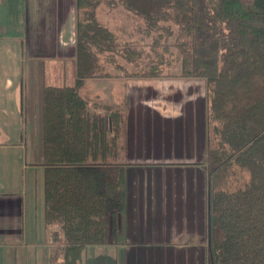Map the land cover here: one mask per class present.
Returning <instances> with one entry per match:
<instances>
[{"label":"trees","instance_id":"16d2710c","mask_svg":"<svg viewBox=\"0 0 264 264\" xmlns=\"http://www.w3.org/2000/svg\"><path fill=\"white\" fill-rule=\"evenodd\" d=\"M104 1L75 0V81L41 92L44 218L64 240L57 264H85L89 246L115 239L126 201L127 114L91 103L81 88L113 76L108 64L149 78L176 62L181 76L208 86L210 210L219 226L211 264H264V0H119L141 19L149 48L141 39L121 44L99 16Z\"/></svg>","mask_w":264,"mask_h":264},{"label":"crops","instance_id":"0c3cea01","mask_svg":"<svg viewBox=\"0 0 264 264\" xmlns=\"http://www.w3.org/2000/svg\"><path fill=\"white\" fill-rule=\"evenodd\" d=\"M74 3L75 0H71L69 4L67 1L59 0V10L56 8L58 13L52 15L54 43L51 40L49 49L51 48V54L56 58L68 57L69 54L61 52L65 50L69 52L72 48L74 50L76 23ZM6 18L0 5V21ZM18 26H22V21H19ZM20 29L19 27L16 35H0V264H38L36 256L39 255L40 243L34 240V235L37 234V218L41 217V213L44 218V195L42 206L39 208L33 188L34 181L32 183L33 170L37 172L42 168L41 171L44 173L42 148L36 146L35 140L40 136L41 113L38 101L32 94L31 78L26 80V75L31 71L26 72L27 51L23 43L24 34L20 33ZM73 53L75 54V51ZM9 54L13 56V64H8L5 60ZM88 80L80 92L91 100L92 96L83 93ZM96 96L99 95H95V98ZM149 106L158 109L157 106ZM206 111L204 135L200 133L201 125L193 118L190 119V126L187 124V128L183 126L178 128L176 122L179 121V115L168 116L166 126H161L155 118L148 117L149 119L145 120V126L149 123L146 128L152 129L154 133L151 136L155 137L151 140L152 138H147V133L144 132L138 137L135 151L127 146L126 201L119 218L116 238L106 244L89 246L84 254L85 264H211L212 248L207 219L209 207L206 199L207 184L211 180L205 156L208 153ZM142 117L145 131V114ZM154 120L159 125H152ZM127 124L129 127L130 119ZM185 129L191 131L195 142L193 161L185 162L191 164L190 167L195 172L190 193L184 188L180 191L175 190L177 174L183 171L179 173L176 170L173 180L170 174V180L153 181L146 177L145 170L149 167H166L164 164H155L164 163L161 158L157 160L156 156H151L152 159L146 162H128L129 150L161 154L164 151L161 144L168 131L171 132L170 136H176ZM128 137L127 135V140ZM202 153L204 160H196V155ZM201 170L205 173L203 171L199 173ZM165 181H168V186ZM42 184L44 186V180ZM188 213H191L194 226L184 225V218L188 217ZM28 232L34 234L30 240L26 238ZM28 248L33 250L35 258L22 255V250ZM47 249L49 257L44 254V258L51 261L52 253L50 254L49 247ZM107 249L110 250L108 258ZM61 261V257L57 258L58 263Z\"/></svg>","mask_w":264,"mask_h":264},{"label":"rangeland","instance_id":"374dc122","mask_svg":"<svg viewBox=\"0 0 264 264\" xmlns=\"http://www.w3.org/2000/svg\"><path fill=\"white\" fill-rule=\"evenodd\" d=\"M62 1H67L69 4L71 0ZM0 5L3 7L4 13L7 17L6 20L0 21V24H2L0 26V35H16L17 31L19 32V27L21 28L20 33L24 34L22 37L23 40L25 39L23 43H25V51H27L26 72L31 71L29 75H26V80H28L29 77L31 78L30 80L33 88L32 94L38 101L41 113V92L44 84L65 85L73 84L75 81V54L73 53V48L71 50L72 52L69 50V52H66V50L61 52L69 54V56L65 58H56L55 55L51 54V48L49 49V46H51V40H53L54 43V39L52 38L54 27H52L53 21L51 19L53 14L56 12L58 13L56 8L59 10V0H0ZM98 13L103 21L116 30L119 41L122 45L129 41H139L141 39L143 34L137 31L141 19L127 10L119 0H114L113 3H110L107 0L104 1L99 6ZM19 21H22V26H18ZM171 40H173V38H171ZM150 42L151 37L141 39V43L145 44L146 48H149L148 44ZM59 52L60 51H58V54H60ZM117 59L127 71L136 70L133 63L127 61L122 56L118 55ZM5 60H7L8 64H13L12 62H14L12 54H9ZM107 69L113 74V76L90 78L83 93L86 96H92L91 100L85 97L91 103L110 105L126 112L127 123L130 119L129 127L127 124V135L129 136L127 146L130 147V149L133 148L134 151L136 150L135 146L138 143V137L144 132L147 133V138H152L151 140L155 137L151 136L154 131L152 129L149 130L148 127L146 128L149 123H146L145 126V120H148L149 118H155L157 122H160L161 126H166L168 125L166 119L168 116L179 115V121L176 122L179 125L178 128L181 126L187 128V124L190 126L189 121L193 118L194 121H198L199 125H201L200 133L201 135H204L205 111L208 109V86L205 78L181 76V63L179 62H176L169 70H167L169 73L168 75H163L161 77L144 78L127 76L124 69L116 68L114 64H108ZM108 78H113V80H105ZM100 82L103 83L100 85ZM95 95L99 96H96L95 98ZM149 105L157 106L159 110L154 109ZM143 114H145V131H143ZM157 117L161 119H157ZM40 123V136L35 140L36 146H39L41 149L42 117H40ZM152 123L154 126L159 125L155 120ZM155 132L157 133V131ZM169 134H171V132L168 131V134L163 139L164 145L161 144L162 147L164 146V151L161 153L162 155L154 153L149 154L147 152H131V150H129L128 162H146L147 160L152 159L151 156H156L157 160L161 158L160 160L164 163L155 164H164L166 167H149L145 170L146 177L148 179L151 178L153 181H157L158 179L162 181V179L170 180V174L171 179L173 180L176 170L179 173L183 171L182 173L177 174L175 190L180 191L184 188L185 190H189L188 193H190L193 188L195 172L191 168V164L185 162L193 161L192 156L193 153H195V142L192 139V133L190 130L185 129L176 136H170ZM203 153L196 155L195 159L204 160ZM207 155L208 153L205 154L206 158L208 157ZM208 159L209 158L206 160L208 163L206 168H208V174L212 178L214 165ZM41 170L42 168L37 172L35 170L32 171V183L34 181L33 188H35V195L37 197L36 203L39 208L42 206L44 195V186L42 184L43 173ZM203 170L199 171V173ZM203 173L205 172L203 171ZM211 182L212 180H209V184H207L208 192H206V199L209 207L207 219L210 229V241L214 239V241H212V248H215L219 226L216 215L211 213L210 210V202L213 192ZM165 184L168 186V181H165ZM32 214L34 215L33 211ZM187 216V218H184V225L188 227L192 225L194 226L191 213H188ZM38 218L36 221L38 222L37 234L34 235L28 232L26 238H29L30 240L34 235V240H38L40 243V245L38 244L40 246L38 251L39 255L36 256L38 264H48L49 262L51 264H57V257H62V246L64 244L63 231L59 224H47L42 213L41 217ZM32 219L35 221V218L32 217ZM180 223L181 220L179 221V224ZM56 231L60 232L59 239L53 237L54 232ZM47 247L51 250L50 254L52 253L51 261L49 258L47 260L46 257L44 258V254H47V256L49 254ZM106 253V258H108L110 250L107 249ZM22 255L27 258H35L33 250L29 248L22 250ZM54 257L55 259L53 260Z\"/></svg>","mask_w":264,"mask_h":264}]
</instances>
